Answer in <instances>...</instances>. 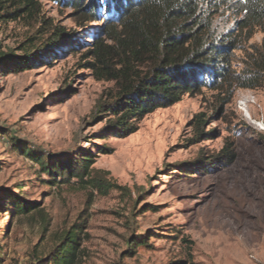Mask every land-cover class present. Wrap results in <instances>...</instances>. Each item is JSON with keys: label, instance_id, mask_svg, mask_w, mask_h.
Listing matches in <instances>:
<instances>
[{"label": "rangeland", "instance_id": "obj_1", "mask_svg": "<svg viewBox=\"0 0 264 264\" xmlns=\"http://www.w3.org/2000/svg\"><path fill=\"white\" fill-rule=\"evenodd\" d=\"M40 3L34 20L0 22L3 53L54 49L22 70L0 69V264H40L78 225V264H264L262 30L238 31L244 15L231 6L211 12L217 35L239 42L230 53L231 81L186 93L117 137L111 126L120 86L86 66L96 62L98 39L112 44L105 20L117 18L104 2L95 21L65 4ZM135 71L149 73L147 65ZM228 143L236 160L224 166L216 159ZM24 146L49 162L90 155L92 169L118 188L103 195L73 179L51 189L18 149ZM13 195L37 212L15 214ZM135 239L140 244L129 248Z\"/></svg>", "mask_w": 264, "mask_h": 264}, {"label": "trees", "instance_id": "obj_2", "mask_svg": "<svg viewBox=\"0 0 264 264\" xmlns=\"http://www.w3.org/2000/svg\"><path fill=\"white\" fill-rule=\"evenodd\" d=\"M41 0H0V22L21 17L34 20L41 10ZM73 8L83 21H95L101 3L112 19L105 20V34L111 45L98 39L91 51L95 63H87L96 75L120 86L115 97L118 107L112 112L118 116L111 126V134L124 137L134 132L133 122L159 109L172 107L186 93L194 94L201 88L220 90L231 81L230 53L238 46L231 34L217 35L213 30L211 12L231 6L244 15L237 22L238 31L259 28L264 33V0H47ZM104 11V10H103ZM55 36L62 40L65 34L57 30ZM58 38H56L57 40ZM53 47H43L37 53L15 57L0 51V69L9 67L22 70ZM54 50V49H53ZM122 68L116 70L114 60ZM135 65H147L149 73L135 71ZM241 88H250L242 85ZM132 121L131 123H128ZM230 143L216 159L224 166L232 165L236 153ZM25 157L36 162L48 176L49 188L71 183L73 179L97 192L108 195L118 186L102 173L92 169L90 155L81 154L49 162L27 147H18ZM14 196V195H13ZM12 198V197H11ZM15 214L26 217L37 212V205L28 204L15 196ZM1 209V208H0ZM44 229L49 223L44 220ZM83 227L71 229L57 239L59 242L40 264H78ZM80 232V233H79ZM140 244L135 239L133 248ZM0 259V263H1ZM174 264H187L179 261Z\"/></svg>", "mask_w": 264, "mask_h": 264}]
</instances>
